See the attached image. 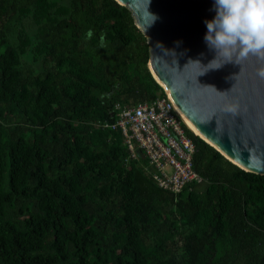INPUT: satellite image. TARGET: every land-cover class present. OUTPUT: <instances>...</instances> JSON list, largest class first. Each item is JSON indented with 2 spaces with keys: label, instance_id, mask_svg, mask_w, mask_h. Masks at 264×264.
<instances>
[{
  "label": "trees",
  "instance_id": "16d2710c",
  "mask_svg": "<svg viewBox=\"0 0 264 264\" xmlns=\"http://www.w3.org/2000/svg\"><path fill=\"white\" fill-rule=\"evenodd\" d=\"M146 61L114 0H0V264H264V176L185 128L174 194L94 126L163 95Z\"/></svg>",
  "mask_w": 264,
  "mask_h": 264
},
{
  "label": "water",
  "instance_id": "95a60500",
  "mask_svg": "<svg viewBox=\"0 0 264 264\" xmlns=\"http://www.w3.org/2000/svg\"><path fill=\"white\" fill-rule=\"evenodd\" d=\"M147 44L146 68L209 146L264 176V0H114Z\"/></svg>",
  "mask_w": 264,
  "mask_h": 264
},
{
  "label": "built area",
  "instance_id": "2783aa9c",
  "mask_svg": "<svg viewBox=\"0 0 264 264\" xmlns=\"http://www.w3.org/2000/svg\"><path fill=\"white\" fill-rule=\"evenodd\" d=\"M110 117L94 126L117 132L130 158L136 159L137 153L145 158L144 170L156 186L175 194L201 181L191 166L193 144L185 134L184 121L164 92L150 102H114Z\"/></svg>",
  "mask_w": 264,
  "mask_h": 264
},
{
  "label": "bare ground",
  "instance_id": "6f19581e",
  "mask_svg": "<svg viewBox=\"0 0 264 264\" xmlns=\"http://www.w3.org/2000/svg\"><path fill=\"white\" fill-rule=\"evenodd\" d=\"M184 124H185V126H186V128L189 130V131H191V129L187 126V124L184 122ZM192 132V131H191ZM193 133V132H192ZM194 134V133H193ZM195 135V134H194ZM196 136V135H195Z\"/></svg>",
  "mask_w": 264,
  "mask_h": 264
},
{
  "label": "clouds",
  "instance_id": "9594fccd",
  "mask_svg": "<svg viewBox=\"0 0 264 264\" xmlns=\"http://www.w3.org/2000/svg\"><path fill=\"white\" fill-rule=\"evenodd\" d=\"M163 92V91H162Z\"/></svg>",
  "mask_w": 264,
  "mask_h": 264
}]
</instances>
